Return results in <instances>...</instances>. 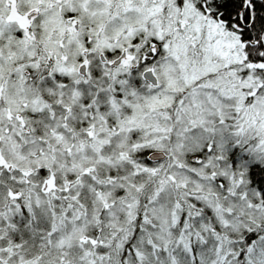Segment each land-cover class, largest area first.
Wrapping results in <instances>:
<instances>
[{"label":"snow or ice","instance_id":"snow-or-ice-1","mask_svg":"<svg viewBox=\"0 0 264 264\" xmlns=\"http://www.w3.org/2000/svg\"><path fill=\"white\" fill-rule=\"evenodd\" d=\"M0 264H264V0H0Z\"/></svg>","mask_w":264,"mask_h":264}]
</instances>
